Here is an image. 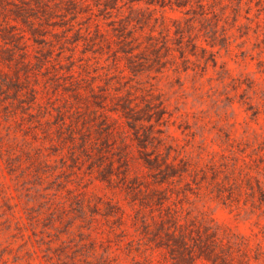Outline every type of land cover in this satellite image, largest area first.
Returning a JSON list of instances; mask_svg holds the SVG:
<instances>
[{
    "label": "rangeland",
    "instance_id": "obj_1",
    "mask_svg": "<svg viewBox=\"0 0 264 264\" xmlns=\"http://www.w3.org/2000/svg\"><path fill=\"white\" fill-rule=\"evenodd\" d=\"M209 1L214 29L187 31L213 52L215 64L190 56L186 71L133 76L123 70V60L113 61L114 44L92 46L99 42L92 25L89 38L77 43L72 31L62 41L65 28L47 26L46 44L29 46L32 61L38 50L48 55V70L29 77L36 85L34 103L23 92L18 98L11 91L0 95V264H171L140 234L138 203L116 181H100V168L81 152V131L70 123L72 79L64 68L94 82L97 91L129 90L139 99L161 100L167 123L160 126V148L187 161L200 185L191 183L195 189L185 191L178 205L243 237L259 257L252 263L264 264V204L250 197L246 185L255 187L258 179L264 189V0H243L238 9L233 0ZM154 15L182 23L186 17L176 9ZM125 16L123 9L120 18ZM106 24L100 18L102 31L111 32ZM88 26L85 18L74 22L82 33ZM131 150L135 158L136 147ZM133 172L146 174L137 159ZM214 177L234 183L224 201L211 192Z\"/></svg>",
    "mask_w": 264,
    "mask_h": 264
},
{
    "label": "trees",
    "instance_id": "obj_2",
    "mask_svg": "<svg viewBox=\"0 0 264 264\" xmlns=\"http://www.w3.org/2000/svg\"><path fill=\"white\" fill-rule=\"evenodd\" d=\"M215 1L222 4L225 0ZM233 1L238 9L243 0ZM212 5L209 0H0V95L11 91L18 98L23 92L28 103H34L36 85L29 77L48 70V55H39L38 50L32 61L29 46L46 44L47 26L65 28L62 41L66 40V32L72 31L73 41L77 43L89 38L92 25L99 39L98 43L92 42V46L99 47L102 42L110 48L114 44V48L109 49L113 61L123 60V70L133 76L146 71L160 73L173 67L186 71L192 63L190 56L200 55L205 64L208 60L215 64L213 52L198 44V36L187 31L200 27L198 31L207 34L214 29L213 25H208L215 15ZM123 9L127 16L120 18ZM157 9H176L186 17L182 23L162 15L155 16ZM81 18L89 25L84 33L81 27L74 30V22ZM100 18L106 20L111 32L102 31ZM62 73L72 79L68 84L73 87L69 104L74 106L69 110L74 115L70 123L74 130L81 131V152L93 167L100 168V181L109 185L116 181L131 201L138 203L135 221L140 222V234L152 249L163 250L171 264L257 262V253L251 255L243 237L230 235L211 219L209 222L198 220L178 205L181 198L186 199L185 191L195 189L191 183L197 189L200 185L194 178L195 170L187 161L176 160L168 148H160L163 133L160 126L167 123L161 100L139 99L129 90L124 93L117 89L111 92L107 88L97 91L98 85L87 82L72 68H64ZM106 97H109L108 102ZM133 145L138 153L135 158L131 150ZM133 159L146 169L145 176L133 172ZM187 177L191 182L185 181ZM255 183V187L246 184L251 190L249 195L256 196L258 202L264 204V189L258 179ZM210 185L214 197L224 201L225 192H229L234 183L214 177Z\"/></svg>",
    "mask_w": 264,
    "mask_h": 264
}]
</instances>
